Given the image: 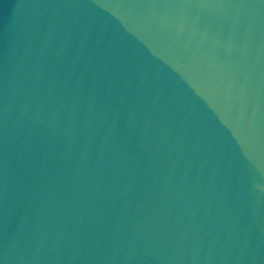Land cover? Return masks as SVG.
I'll list each match as a JSON object with an SVG mask.
<instances>
[{
	"label": "water",
	"instance_id": "water-1",
	"mask_svg": "<svg viewBox=\"0 0 264 264\" xmlns=\"http://www.w3.org/2000/svg\"><path fill=\"white\" fill-rule=\"evenodd\" d=\"M0 264H264V0H0Z\"/></svg>",
	"mask_w": 264,
	"mask_h": 264
}]
</instances>
